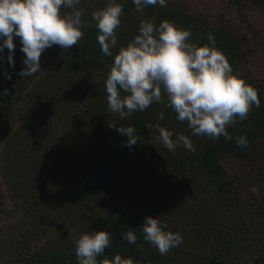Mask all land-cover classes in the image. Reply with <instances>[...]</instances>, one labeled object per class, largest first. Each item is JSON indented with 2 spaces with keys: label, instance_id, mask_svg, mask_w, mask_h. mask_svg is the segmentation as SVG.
<instances>
[{
  "label": "trees",
  "instance_id": "obj_1",
  "mask_svg": "<svg viewBox=\"0 0 264 264\" xmlns=\"http://www.w3.org/2000/svg\"><path fill=\"white\" fill-rule=\"evenodd\" d=\"M224 1L230 7L225 19L215 18L207 7L195 11L187 0H167L166 7L157 4L143 12L132 0H117L123 12L113 53L138 34L146 19L190 30L197 45L207 44L213 34L234 72L258 90L261 101L245 120L237 117L228 127L230 141L193 136L163 93L161 102L124 119L109 110L105 81L113 57L102 54L92 19L109 0H84L82 15L90 12L91 18L85 19L83 38L71 49H46L41 70L32 76L20 75L26 65L19 38L14 39V63L4 49L0 94L8 93L0 95V121L10 114L13 123L28 112L8 138L3 171L22 215L17 224H5L7 201L0 185V264H78L75 238L100 230L111 239L98 260L120 254L136 264H264V43L250 22L264 19V0ZM136 13L134 26L129 19ZM234 19L247 22L246 31ZM113 123L133 126L137 144L130 148ZM157 125L172 131L174 139L188 136L196 152L183 146L167 150L158 140ZM238 136L247 138V147L237 146ZM229 158L238 168L225 166ZM59 209L69 211L70 231L50 245H36L37 235L46 233L50 211ZM147 216L160 217L182 235V244L161 255L143 238ZM130 229L135 243L122 239Z\"/></svg>",
  "mask_w": 264,
  "mask_h": 264
},
{
  "label": "clouds",
  "instance_id": "obj_2",
  "mask_svg": "<svg viewBox=\"0 0 264 264\" xmlns=\"http://www.w3.org/2000/svg\"><path fill=\"white\" fill-rule=\"evenodd\" d=\"M143 12L148 6H167V0H132ZM81 0H0V54L7 48L8 61L14 63L15 38H19L25 54L26 67L22 76H32L41 70V54L53 45L71 49L83 38ZM70 9L71 12H63ZM123 5L117 0L93 11L97 42L103 55L113 57L110 73L105 81L109 110L122 119L135 111H144L153 103L167 97V106L187 121L193 136H206L218 140L223 136L232 140L228 127L247 118L253 106H260L258 90L238 73L226 54L216 46L213 34L208 43L191 42L192 33L174 22L163 20L157 26L152 20H143L138 34L126 45L117 48V29L121 25ZM8 90L0 95H7ZM127 137V145L137 144L133 126L116 127ZM158 140L167 150L174 152L183 146L192 153L196 148L186 135L174 133L157 125ZM238 147H247L245 136L236 137ZM143 238L154 245L161 255L179 247L183 237L168 229L160 217H145ZM111 234L105 230L84 233L75 238L78 264H136L128 257L116 254L111 259L98 257L110 245ZM122 239L135 243L137 235L131 229Z\"/></svg>",
  "mask_w": 264,
  "mask_h": 264
},
{
  "label": "rangeland",
  "instance_id": "obj_3",
  "mask_svg": "<svg viewBox=\"0 0 264 264\" xmlns=\"http://www.w3.org/2000/svg\"><path fill=\"white\" fill-rule=\"evenodd\" d=\"M88 1V0H86ZM179 1V0H177ZM187 4L188 6L191 8H194L195 11H197L200 8H206L208 9V12L211 13L212 16H215V18L217 17H222L225 19L226 15L229 13V6L225 5V1L224 0H201V1H197V0H187ZM206 3V4H205ZM83 5V6H80ZM79 5V8L82 10L84 9L85 3L84 0H81V4ZM63 12H71L70 9H62ZM140 17V15L138 13L134 14L133 19L130 17L129 22L131 21L133 23L134 26H136L137 24H135L138 20V18ZM141 17H142V13H141ZM242 17V16H241ZM90 17V12L86 13V15L83 17L82 15V24L87 23V21H85V19H89ZM251 18L250 22L254 24V26L252 27L253 29H258V39L261 40V43H264V19L262 18ZM236 22H238V24L240 25V27H242L241 30L246 31V25L247 22H243V21H237L238 19H234ZM257 20V21H256ZM135 22V23H134ZM123 25L127 28H130L132 24L130 23H126L123 22ZM251 31V30H250ZM250 34V32H249ZM248 34V35H249ZM252 34V33H251ZM253 35H250V37H252ZM252 75H256V71L252 70L251 72ZM64 83H68V82H64ZM27 110L26 112L23 111V113L21 115H18L16 117V120L13 121V123L11 122V115L8 114L4 119H2L0 121V185L2 190L4 191V194L6 195V213H5V224L11 225V223H18V216L22 215L19 214L18 211H16V203L14 201V199L12 198L14 194V191L11 189V187L8 185V183L5 180V173L3 171V166L6 164L7 161V151H8V147H9V141L8 138L10 137V135H12V133L16 130V128L18 127V125L23 122L24 118L26 117L27 114ZM64 125V124H63ZM185 130H189L188 127V123H186ZM50 145H53V143H51ZM52 147V146H49ZM51 150V149H50ZM227 161L224 163L225 166L229 167V168H238V164L237 161H235L234 159H226ZM52 213V217L51 220L48 222L47 225H44L45 227V235H37V237H39L38 240L34 241L36 245H50V243H54L57 240L65 237L67 235V233L70 231L71 229V222H70V215L68 214L69 211L65 210V209H59L58 211H50ZM13 216L12 218L10 216ZM10 217V218H9ZM21 225V224H20ZM22 226V225H21ZM23 227V226H22ZM27 228V227H26ZM27 235V234H26ZM25 235V236H26ZM24 239V238H23Z\"/></svg>",
  "mask_w": 264,
  "mask_h": 264
}]
</instances>
